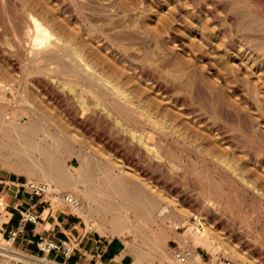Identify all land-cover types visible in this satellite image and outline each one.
Instances as JSON below:
<instances>
[{
	"label": "bare ground",
	"instance_id": "6f19581e",
	"mask_svg": "<svg viewBox=\"0 0 264 264\" xmlns=\"http://www.w3.org/2000/svg\"><path fill=\"white\" fill-rule=\"evenodd\" d=\"M102 1L0 0V33L8 35L9 46L21 49V56L25 57V65L29 67L24 70L26 75L49 76L47 81L39 80V85L51 102L65 111L67 118L85 134L100 142L102 148H106L105 152L108 150L113 158L98 156L96 150L101 148L97 145L94 155L93 151L76 143L74 136H71L73 134L70 135L61 127L63 124L60 126L55 119L50 118L52 116L39 111L30 102L17 95L12 96L10 93L14 85L0 76V161L12 173L26 172L30 176L28 180L46 181L58 190L68 189L71 191L69 194L77 195L81 201L77 210L82 215L81 210L88 207L89 212L100 219L98 229L107 225L114 232L135 236H143L150 231L152 249L160 253L167 235L166 221L178 220L176 227L186 216L183 209L173 206L175 201L171 198V191L178 190L185 200L194 202L193 197L186 193L187 190L183 192L180 187V183H184H179L180 175L187 174L191 169L188 162L190 157L179 153L174 146L188 151L226 177L235 176L234 179L244 189L255 185H251V181L241 175L242 168L229 156L205 142L208 137L194 134L190 125L202 124L214 133L211 134L216 142L231 148L235 146L233 136L220 126L209 123L203 109L193 101L191 91L199 87L197 78L190 76L184 81L181 73L180 76L168 78L147 66L141 50L128 41V12H117L114 7L103 9ZM190 2L211 18L222 32H227L228 26L225 28L218 14L219 8L225 10L223 0H207L205 4L199 0ZM235 18L230 21L236 22ZM176 20L183 22L179 17ZM242 29L226 35L238 43L237 54L242 57L241 64L245 62L251 72L258 75L263 87L264 48L256 45L259 40L254 42L255 45L250 44L251 35ZM260 37L262 39L263 36ZM2 52L0 46V54ZM5 56L10 58L9 55ZM167 56H163L164 62ZM231 56L239 59L237 55ZM36 63L40 65L36 66ZM229 79L225 77L224 83L228 84ZM235 82H239L238 75H235ZM230 87L250 108L257 111L259 123L264 124L261 87L255 85L248 91V96L235 83ZM9 106L12 107L7 110ZM244 136L241 138H246ZM258 149L254 148L255 153L251 149L247 157L263 172V149ZM85 150L88 153L86 155L83 154ZM73 155L81 160L78 168L66 163V157ZM94 156L100 158L99 163ZM92 159H97L94 162L96 166L92 165ZM98 172L100 178L97 177ZM198 220L201 221V218ZM149 225L159 226L160 231L147 228ZM203 225L204 231L200 234L196 233L200 232L199 229L196 232L191 230L192 240L198 245H210L213 229ZM8 246H13L12 240L8 244L0 242V253L13 256ZM189 250L190 255L183 264H194L196 252ZM15 257L30 264H63L48 259L45 252L42 257L29 253ZM122 258L133 259L132 264H151L143 262L134 241L127 242ZM160 264H167L166 259H161Z\"/></svg>",
	"mask_w": 264,
	"mask_h": 264
},
{
	"label": "rangeland",
	"instance_id": "374dc122",
	"mask_svg": "<svg viewBox=\"0 0 264 264\" xmlns=\"http://www.w3.org/2000/svg\"><path fill=\"white\" fill-rule=\"evenodd\" d=\"M103 1H105V4ZM103 1L101 3L103 9H113L114 7V10H117V12H128V21L130 23V26L127 28V31L130 33V40L128 39V41L131 42V45L141 50L140 53L144 55L142 57H145L144 63L147 66L151 67L161 76H167L168 78L171 76H180L181 74L184 81H187L190 76L197 78L199 87L191 91L193 101L197 103L199 108L203 109L205 118L209 123L214 126H220L228 134L233 136L235 146L231 148L216 142L212 136L214 133L208 129L209 127L203 126L202 124L200 126L190 125L194 134L208 137L205 142L221 152V154L229 156L236 165L242 168L241 175L248 178L251 181V185L255 186L244 189L241 183L234 179L235 176L226 177L209 168L204 162L196 156L191 155L188 151L174 146L179 153L190 157L188 162L191 169L187 174L182 173L180 175L181 180L179 179V183H184V185L180 183V187L184 190L183 192L187 190L186 193L193 197L194 202L185 200L182 197V193H179L178 190L171 191V198L175 201L173 206L176 205L183 209L186 212V216L176 227L175 225L176 222H179L178 220L169 219L166 221L165 227L167 235L161 247V252L159 251L160 253H155L152 249L150 244V231H148L149 233L143 234V236L142 234L135 236L131 233L114 232L107 225H104L102 229H98L100 219L90 213L86 206L81 210L83 216L78 210L72 212L65 210L64 212L71 215L75 214L78 216V220L82 221L83 225L87 222V228H94L99 234L108 237H120L124 241L125 246L128 241H134L139 248L141 259L146 263L160 264L161 259H166L167 264H183L178 260L179 254L185 249H192L194 253L196 252L194 254V264H221L222 260L225 259L235 264H264V171L258 170L256 164L248 161L249 157H247V152L251 151V149H253L252 152H256L254 148L255 150H259L258 148L263 149V154L261 155H264V147L261 148V145L264 146V124L259 123L260 118L258 117L257 111L250 108L230 87L235 83L240 91L247 95L248 91L253 89L255 85L261 87L262 80L257 77V74L251 72V69L245 62L241 64L242 57L240 58V55L237 54L239 50L238 43L228 39L226 35V33L230 35L237 29L243 28L244 33L251 35L250 44L255 45L254 42L259 40V42H256V45L259 48H264L262 47L264 46V28H262L264 27V0H223L225 10L219 8L218 14L223 19L221 21L225 28L227 26L229 28L226 29V33L222 32L220 27L214 24L213 20L201 12L197 6H194L190 0ZM199 1L204 4L207 3V0ZM175 16L180 19L182 18L183 22H178ZM233 18L236 19V22H231ZM250 26H252V29L256 28V31L252 30ZM258 27L260 31L257 30ZM3 33H0V46L3 50L0 54V76L14 85V89L10 94L14 97L17 95L16 97L30 102L35 108H39V111L44 112L49 117L52 116L50 118L55 119L60 126L63 124L61 127H64L63 129L70 133V135L73 134L71 136H74L73 139L76 143L83 147L85 146L84 148H87L88 151H93L92 153L94 155L98 151V156L101 155V158H109L111 153L108 150L105 152L106 148L103 149L104 147L100 142L98 143L97 140L85 134L80 127L73 124L67 118L65 111L51 102L47 93L39 85V80L44 79L47 81L50 79L49 76H38L36 74L31 76L26 75V71L24 72V70H28L29 67L25 65L27 61L25 57L21 56V49L18 46L13 47L10 45V47L8 35ZM260 36H263L262 39H260ZM163 53L166 56L168 55L166 62L162 59L165 56ZM5 55H9L10 58L8 59ZM231 55H237L239 59ZM168 61H170V64ZM35 65L40 64L36 63ZM235 75L239 76V82H235ZM225 77H230L228 84L223 81ZM262 77H264V72H262ZM23 87L26 89L24 90ZM261 89L263 91L261 95L264 96V86ZM17 91L18 94L16 93ZM11 107L9 106L7 110ZM24 119L27 120V118ZM186 124H188V121H186ZM244 125H246V129ZM243 136L246 138H241ZM246 140L248 143H246ZM81 141L84 143H81ZM95 145L101 149L96 148ZM94 149L96 152H94ZM86 150L83 152L85 155L88 154ZM76 157L75 155L67 156L66 163L68 165L73 164L78 168L81 165V160ZM94 158L97 157L94 156ZM110 158H113V156ZM97 159L99 163L100 158ZM97 159H92L93 166H96ZM209 162L211 163V160ZM0 165L4 171L12 173L1 161ZM12 174L19 178L20 181L30 179V176L26 172ZM100 176L98 172L97 177L100 178ZM181 176L184 177L182 178ZM59 190L65 193H71L68 189L59 188ZM78 193L76 192V194ZM48 202L56 207H54L56 209L55 212H58L61 208L51 200H48ZM5 213V211L0 213V233L2 234L0 242L2 244L9 243V238L7 234H4L2 226V222L6 220ZM199 218H201V221L198 220ZM203 224L209 226L211 230L213 229L211 231L212 236H210L211 233L209 234V240H211L210 245H198L192 240L191 235L193 232L199 229L200 232L198 231L196 233L200 234L204 231L202 228L204 226ZM149 226L147 228H154L157 232L160 231L159 226ZM35 255L42 257L44 252ZM50 258L49 256L48 259ZM132 262L133 259H131L129 264H132ZM0 264L15 263L11 259V256L0 253ZM22 264L30 263L23 262Z\"/></svg>",
	"mask_w": 264,
	"mask_h": 264
},
{
	"label": "crops",
	"instance_id": "0c3cea01",
	"mask_svg": "<svg viewBox=\"0 0 264 264\" xmlns=\"http://www.w3.org/2000/svg\"><path fill=\"white\" fill-rule=\"evenodd\" d=\"M21 182L12 173L6 171L0 173V198H3L7 206V210H4L6 220L2 222L3 229L8 222L9 225L16 226L20 219V211L28 208L37 209L42 218L36 225L28 224L26 232L16 241H13V244L18 246L20 250L33 255L39 254L37 242L40 238H64L68 236L79 240L78 249L74 255L71 258H65L60 254L53 253L50 255L51 260L63 264L130 263V258H122L126 246L120 237H108L97 232H89L87 225H83L75 214H68L61 208L55 212L56 207L52 204H39L38 198L29 195Z\"/></svg>",
	"mask_w": 264,
	"mask_h": 264
},
{
	"label": "built area",
	"instance_id": "2783aa9c",
	"mask_svg": "<svg viewBox=\"0 0 264 264\" xmlns=\"http://www.w3.org/2000/svg\"><path fill=\"white\" fill-rule=\"evenodd\" d=\"M4 170L0 165V173ZM25 191L33 196L38 198L39 204L42 205H50L48 200L58 204L61 207L62 211H75L81 206V201L74 195L69 193L62 192L55 188L53 185L46 181H38V180H23L21 182ZM7 210V206L3 200L0 198V213L2 211ZM42 220L40 213L35 208H28L20 211V219L17 222L16 226L9 225L8 222L6 227L4 228V234H7L9 241H16L21 235L26 232V228L28 224L36 225ZM89 232L96 233L94 228H89ZM79 240L71 237L64 238H40L37 242V247L39 252H45L47 257L51 254H60L65 258H71L74 255V252L78 249ZM14 245V244H13ZM10 253L13 255L11 259L15 264H22L23 261L18 259L15 256H22L25 252L20 250L18 246H8ZM33 255V254H31ZM190 255V250H183L178 257L179 262H186L188 256ZM221 264H235L230 260H222Z\"/></svg>",
	"mask_w": 264,
	"mask_h": 264
}]
</instances>
